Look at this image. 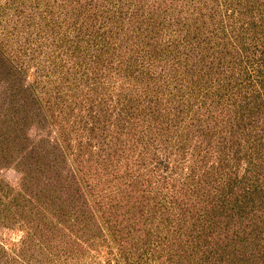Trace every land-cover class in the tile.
<instances>
[{"label":"trees","instance_id":"obj_1","mask_svg":"<svg viewBox=\"0 0 264 264\" xmlns=\"http://www.w3.org/2000/svg\"><path fill=\"white\" fill-rule=\"evenodd\" d=\"M0 48L84 105L77 146L126 167L86 184L77 154L75 211L114 251L84 228L46 264H264V0H0ZM121 198L142 214L115 222Z\"/></svg>","mask_w":264,"mask_h":264},{"label":"rangeland","instance_id":"obj_2","mask_svg":"<svg viewBox=\"0 0 264 264\" xmlns=\"http://www.w3.org/2000/svg\"><path fill=\"white\" fill-rule=\"evenodd\" d=\"M46 73L27 59L19 60L10 49L0 48V264H46L48 252L61 248L65 241L71 251L76 250L81 243L79 230L84 228L98 236L96 248L104 243L109 252L114 251L108 238L93 227L95 222L76 213L79 202L74 190L85 185L71 174L80 154L79 166L86 177L95 180H86V184L117 189L123 187L118 171L124 174L126 167L122 162L114 166L112 158L107 162L105 152L98 155L85 141L81 148L77 146L78 132L71 133L70 126L84 105L79 99H58L65 94H58L57 82L51 87L45 83ZM135 163L132 168L138 169L141 160ZM23 177L25 186L20 189ZM120 202L123 208L117 209L115 222L138 217L140 209L133 210L122 198ZM63 213L67 216L62 217ZM140 227L144 228L138 223ZM140 248L145 249V237ZM171 257L174 253L161 255L156 264H169L166 260ZM226 264L252 262L238 252L227 258Z\"/></svg>","mask_w":264,"mask_h":264}]
</instances>
